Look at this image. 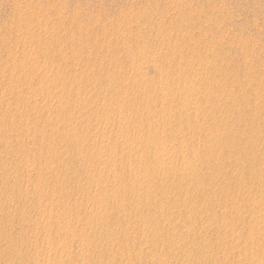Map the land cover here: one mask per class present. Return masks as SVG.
<instances>
[{
    "label": "rangeland",
    "instance_id": "1",
    "mask_svg": "<svg viewBox=\"0 0 264 264\" xmlns=\"http://www.w3.org/2000/svg\"><path fill=\"white\" fill-rule=\"evenodd\" d=\"M0 264H264V0H0Z\"/></svg>",
    "mask_w": 264,
    "mask_h": 264
},
{
    "label": "bare ground",
    "instance_id": "2",
    "mask_svg": "<svg viewBox=\"0 0 264 264\" xmlns=\"http://www.w3.org/2000/svg\"><path fill=\"white\" fill-rule=\"evenodd\" d=\"M167 72V71H166ZM183 77V76H182ZM174 80V79H173ZM183 81V80H182ZM172 82V81H171ZM172 84V83H171ZM184 84V83H183ZM187 86V85H186ZM169 88V87H168ZM183 88H184V86H183ZM187 89V88H186ZM148 91V90H147ZM149 92V91H148ZM148 95V94H147ZM149 96V95H148ZM166 97V96H165ZM181 97V96H180ZM163 99H165V98H163ZM172 103V102H171ZM229 138V137H228ZM232 139V138H231ZM224 141V140H223ZM224 144V143H223Z\"/></svg>",
    "mask_w": 264,
    "mask_h": 264
}]
</instances>
